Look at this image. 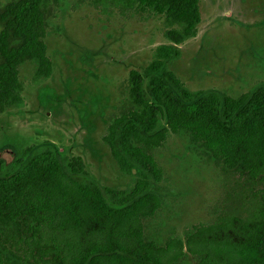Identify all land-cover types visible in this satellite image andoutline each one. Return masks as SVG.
I'll list each match as a JSON object with an SVG mask.
<instances>
[{
	"label": "trees",
	"instance_id": "1",
	"mask_svg": "<svg viewBox=\"0 0 264 264\" xmlns=\"http://www.w3.org/2000/svg\"><path fill=\"white\" fill-rule=\"evenodd\" d=\"M92 1L159 14L165 24L167 42L129 70L102 136L134 182L102 187L81 155L60 157L50 142L21 145L0 160V264H264V83L237 96L191 90L172 69L178 44L197 31L200 0ZM58 3H0V112L24 102L23 63L33 64L34 83L52 73L45 39ZM171 133L215 166L221 188L209 219L182 233L166 232L160 218L156 154Z\"/></svg>",
	"mask_w": 264,
	"mask_h": 264
},
{
	"label": "rangeland",
	"instance_id": "2",
	"mask_svg": "<svg viewBox=\"0 0 264 264\" xmlns=\"http://www.w3.org/2000/svg\"><path fill=\"white\" fill-rule=\"evenodd\" d=\"M200 9L197 31L178 44L181 54L172 69L191 90L237 96L263 84L264 0H200ZM164 29L159 14L59 0L45 39L53 73L34 83L33 64H22L24 102L0 112V160L11 161L21 145L50 142L60 157L81 155L87 176L102 187L131 186L134 175L120 170L102 139L104 119L125 96L129 69H142L153 48L167 42ZM156 155L164 169L159 184L165 231L182 233L209 219V206L221 193L215 166L176 133Z\"/></svg>",
	"mask_w": 264,
	"mask_h": 264
},
{
	"label": "flooded vegetation",
	"instance_id": "3",
	"mask_svg": "<svg viewBox=\"0 0 264 264\" xmlns=\"http://www.w3.org/2000/svg\"><path fill=\"white\" fill-rule=\"evenodd\" d=\"M200 21H201V20H200ZM130 69H131V68H130ZM130 69H129V70H130ZM52 73H53V71H52ZM52 73H51L48 77H50V76L52 75ZM46 78H47V77H46ZM42 80H44V78H43ZM42 80H41V81H42ZM116 107H117V105H115L112 109H114V108H116ZM57 108H58V107L56 106V107H55V112H58V111H57ZM104 121H105V124H106V123H107V118H106V117H105Z\"/></svg>",
	"mask_w": 264,
	"mask_h": 264
}]
</instances>
